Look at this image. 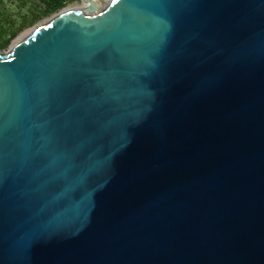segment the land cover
<instances>
[{"label": "water", "instance_id": "1", "mask_svg": "<svg viewBox=\"0 0 264 264\" xmlns=\"http://www.w3.org/2000/svg\"><path fill=\"white\" fill-rule=\"evenodd\" d=\"M81 3L0 51V264H264V0Z\"/></svg>", "mask_w": 264, "mask_h": 264}, {"label": "trees", "instance_id": "2", "mask_svg": "<svg viewBox=\"0 0 264 264\" xmlns=\"http://www.w3.org/2000/svg\"><path fill=\"white\" fill-rule=\"evenodd\" d=\"M73 0H21V7H26L30 2L28 10L33 12L34 15L31 21H27L24 16L21 25L14 27V22L8 19V15L5 12L0 13V50L9 46L18 33L26 26L30 25L34 21L39 20L44 16L51 15L57 11H60ZM1 3V2H0Z\"/></svg>", "mask_w": 264, "mask_h": 264}, {"label": "rangeland", "instance_id": "3", "mask_svg": "<svg viewBox=\"0 0 264 264\" xmlns=\"http://www.w3.org/2000/svg\"><path fill=\"white\" fill-rule=\"evenodd\" d=\"M0 13L1 12H5L8 15V19L12 20L14 22V27H18L21 25L22 19L25 16L27 18V21H31L32 17H33V12L28 10L29 5L31 4V2L26 6V7H21V0H0ZM81 7L83 6V4L81 3V0H73L71 1L69 4H67L65 7ZM59 11L48 15V16H44L42 18H40L37 21H34L33 23H31L30 25L26 26V28H23L16 37H20L24 34H26L30 29H32L33 27L37 26L38 24H41L42 22L50 19L51 17H53L56 13H58ZM15 37V38H16ZM14 40V39H13ZM12 40V41H13ZM10 46V44H9ZM9 46L5 49H2L0 51L2 52H8L9 50Z\"/></svg>", "mask_w": 264, "mask_h": 264}, {"label": "bare ground", "instance_id": "4", "mask_svg": "<svg viewBox=\"0 0 264 264\" xmlns=\"http://www.w3.org/2000/svg\"><path fill=\"white\" fill-rule=\"evenodd\" d=\"M85 6L86 5L83 4V6H81V7L80 6L79 7H69V8L67 7V8H64V9L60 10L57 15L60 16V15H64V14H68V13L74 12V11H78V10H81L82 8H84ZM22 36H20L18 38L20 39V38H22Z\"/></svg>", "mask_w": 264, "mask_h": 264}]
</instances>
